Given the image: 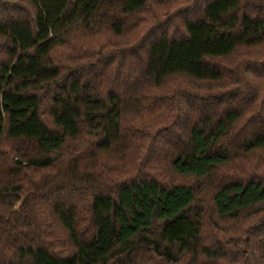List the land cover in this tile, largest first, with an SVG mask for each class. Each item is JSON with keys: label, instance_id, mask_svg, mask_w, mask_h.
<instances>
[{"label": "trees", "instance_id": "1", "mask_svg": "<svg viewBox=\"0 0 264 264\" xmlns=\"http://www.w3.org/2000/svg\"><path fill=\"white\" fill-rule=\"evenodd\" d=\"M0 264H264V0H0Z\"/></svg>", "mask_w": 264, "mask_h": 264}, {"label": "rangeland", "instance_id": "2", "mask_svg": "<svg viewBox=\"0 0 264 264\" xmlns=\"http://www.w3.org/2000/svg\"><path fill=\"white\" fill-rule=\"evenodd\" d=\"M161 175V174H160ZM165 176V174L161 175ZM174 181L181 182V183H186L193 185L196 189L197 192V205L199 207H203L205 210H208L209 205H210V198H209V190L208 187L205 185H202V183L192 177H185V176H173L171 178ZM199 184H201L202 188H199Z\"/></svg>", "mask_w": 264, "mask_h": 264}]
</instances>
